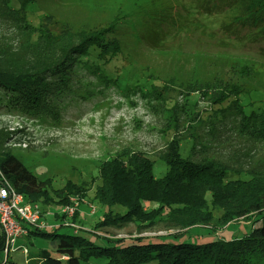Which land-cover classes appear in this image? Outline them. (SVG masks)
Masks as SVG:
<instances>
[{"label":"rangeland","instance_id":"rangeland-1","mask_svg":"<svg viewBox=\"0 0 264 264\" xmlns=\"http://www.w3.org/2000/svg\"><path fill=\"white\" fill-rule=\"evenodd\" d=\"M205 1L37 0L31 7L29 16L52 34L113 30L115 35L112 36L121 42L120 54L110 61L109 58L100 60L96 75L88 74L87 69L78 70V83L73 80L74 95L68 93L61 100L63 109L59 122L0 113V127L16 132L12 142L16 147L15 155L39 180L48 181L53 198L55 192L69 182L91 183L93 179L89 198L79 201L71 219L82 233L93 230L102 218V212L90 213V205L100 209L92 198L95 189L101 186L97 176L102 163L114 157L127 162L139 154L158 158L170 140V132L179 124L183 143L194 137L204 143L209 139L210 146L218 152H229L226 143L213 142L208 130L211 123H216L223 133H220L222 142L228 138L233 140L229 129L236 117L228 112L225 118L213 114L218 107L212 104V98L221 91L232 94L230 90L235 86L242 93L239 100L247 113L264 109L261 32L238 27L233 35L240 36L241 42L232 40V34H227L225 29L234 17L235 9H228L231 0H208L214 12L210 19H207L209 9L204 11L205 7H200ZM11 32L12 29L0 21V44L7 42ZM81 91L88 94L82 95ZM205 94L208 95L205 97ZM224 126L227 127L223 129ZM234 144L232 147L238 149L245 145L239 141ZM254 151L256 159L263 161L264 145ZM167 169L163 162H156L155 176L163 177ZM39 207L46 211L41 222L49 226L61 223L62 207L58 204L44 203ZM165 219L158 215L144 217L123 227H107L97 234L131 242L181 233L168 230ZM261 226L258 222L254 228ZM143 227L146 229H141ZM252 229V222L240 220L212 233L203 229L196 239L201 242L232 240L244 237ZM74 232V229L63 228L59 234ZM86 235L93 238L91 234ZM22 239L8 253L0 251V264L8 257L17 264H40L38 254L44 250L58 257L57 242L37 235L32 236L30 242ZM22 245L26 246L20 247ZM26 247L31 253L28 262L24 258L28 254L24 253ZM262 249L252 256L249 264H264V247Z\"/></svg>","mask_w":264,"mask_h":264},{"label":"trees","instance_id":"trees-1","mask_svg":"<svg viewBox=\"0 0 264 264\" xmlns=\"http://www.w3.org/2000/svg\"><path fill=\"white\" fill-rule=\"evenodd\" d=\"M36 1L0 0V21L12 29L7 42L0 44V113L59 122L61 100L68 93L74 95L73 80L78 83V70L87 69L88 74L96 75L100 60L110 61L120 54L121 42L112 36L113 30L52 34L29 16ZM207 1L200 7H205L204 11L209 9L207 19H210L214 12ZM229 3L228 9L237 12L234 10V17L225 28L227 34H232V40L241 42L240 36L233 35L238 27L261 32L260 38L264 39V0ZM230 92L221 91L213 96L212 104L218 107L213 114L220 118H225L227 112L234 115L236 121L229 129L231 138L245 145L238 149L232 147L236 141L228 138L222 142L223 133L216 123H211L208 135L218 145L226 143L229 152H218L210 146L209 139L204 143L194 137L183 143L179 124L170 132V140L158 158L139 154L127 162L117 157L105 161L98 168L101 186L95 189L92 198L99 203L97 212H102V218L93 230H83L84 234L82 230L66 227L62 215L59 227L53 230L28 228L24 237L28 242L34 235L57 242L58 257L44 250L38 254L41 264H81L92 260L96 264L251 263L252 256L264 247V160L256 159L254 151L264 145V109L247 113L239 100L242 94L239 88L235 86ZM15 136V131L0 127V185L4 180L9 182L34 205L56 203L63 208L73 198L80 202L89 198L93 179L91 183L69 182L53 198L48 181L39 180L15 155L16 147L12 146ZM158 161L168 167L161 178L155 176ZM157 215L166 218L168 230L181 233L131 242L97 234L107 227H123ZM240 220L253 224L251 233L242 238L205 242L196 239L203 229L212 233ZM258 222L262 226L256 229ZM63 228L75 232L59 234ZM4 246L2 234L0 251H4ZM8 258L2 264H17Z\"/></svg>","mask_w":264,"mask_h":264},{"label":"built area","instance_id":"built-area-1","mask_svg":"<svg viewBox=\"0 0 264 264\" xmlns=\"http://www.w3.org/2000/svg\"><path fill=\"white\" fill-rule=\"evenodd\" d=\"M79 200L73 198L71 204L61 210V215L65 217L64 226L75 228L71 219L75 216ZM97 208L90 205V213L95 215ZM42 210L39 205L28 203L23 194L17 192L9 182L3 181L0 185V230L5 238L4 251L9 252L11 248H16V243L20 238L28 235V228L39 230H53L59 227L49 226L41 222ZM76 229V228H75ZM24 253L28 250L24 248Z\"/></svg>","mask_w":264,"mask_h":264},{"label":"crops","instance_id":"crops-1","mask_svg":"<svg viewBox=\"0 0 264 264\" xmlns=\"http://www.w3.org/2000/svg\"><path fill=\"white\" fill-rule=\"evenodd\" d=\"M0 234L2 235L1 230H0ZM23 239L25 240V239H27V238H23ZM23 239H22L21 241H23ZM19 241H20V240H18L17 243H18ZM25 242H26V241H25ZM25 246H26V245H22V246H20V247H25ZM26 248H27V247H26ZM29 254H30V253H28L27 255H24V254H23V255H24V258L26 259L27 262H28V258H27V257H28ZM29 256H30V255H29ZM40 262H41V259H40ZM40 264H41V263H40Z\"/></svg>","mask_w":264,"mask_h":264}]
</instances>
